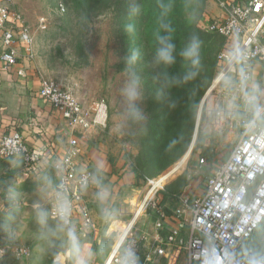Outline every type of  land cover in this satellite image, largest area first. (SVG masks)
Returning a JSON list of instances; mask_svg holds the SVG:
<instances>
[{"label": "rangeland", "instance_id": "374dc122", "mask_svg": "<svg viewBox=\"0 0 264 264\" xmlns=\"http://www.w3.org/2000/svg\"><path fill=\"white\" fill-rule=\"evenodd\" d=\"M12 1L33 38L32 57L21 59L25 69L71 91L86 108L100 100L108 104V128L102 132L130 162L136 179V186L123 195L125 203L116 202L111 210L118 222H108L102 229L115 247L106 264H118L112 261L122 242L118 257L130 239L153 232L159 211L170 214L181 199L198 197L206 178L237 142L241 117L232 103L242 99L236 90L238 69L224 77L219 67V55L229 48L227 40L208 35L204 54L197 49L204 40L195 44L200 39L195 36L196 24L202 13L214 10L213 1L192 0L186 5L183 0ZM175 19L184 25H176ZM165 52L173 58L185 56L181 72L168 71ZM209 54L216 59L213 69ZM163 93L185 98L176 107L154 104L153 96ZM200 158L206 159L202 168ZM15 165L0 163V197L13 194L9 188L19 181ZM45 197L36 196L32 221L28 213L20 222L0 219V249L5 251L0 264H20L21 248L33 252L49 247V255L55 257L54 247L68 243L67 228L50 219ZM110 224L112 230L106 232ZM13 227L21 234L7 238ZM30 233L36 242L29 241ZM253 242L257 252L264 251V223ZM39 251L38 256H46ZM148 263L168 260L157 257Z\"/></svg>", "mask_w": 264, "mask_h": 264}, {"label": "built area", "instance_id": "2783aa9c", "mask_svg": "<svg viewBox=\"0 0 264 264\" xmlns=\"http://www.w3.org/2000/svg\"><path fill=\"white\" fill-rule=\"evenodd\" d=\"M212 1L220 13L205 17L204 29L225 38L229 45L219 55L220 74L225 77L238 69L244 80H250L255 64L264 63V0ZM32 52L33 38L23 14L12 0H0V69L26 79L25 67H15L23 57L30 59ZM244 88L240 83L236 90L245 95ZM38 96L61 115L66 136L63 154L54 158L33 149L24 132L14 130L0 135V161L20 158L25 174H31L51 160L58 181L47 203L50 219L72 234L96 237L100 228L86 198L94 174L83 144L94 131L108 128V104L100 100L86 108L71 91L45 78L40 79ZM244 98L253 103L252 98ZM238 123L239 138L227 159L206 178L204 193L192 201L183 198L172 216L159 211L155 228L162 244L154 253L168 264H264V251L257 252L253 242L264 223V97ZM205 164L206 159L200 158V167ZM164 230L168 231L166 240L161 236ZM148 238L130 239L118 257L122 242L112 262L141 264L142 242ZM31 253L21 248L17 258L29 264Z\"/></svg>", "mask_w": 264, "mask_h": 264}, {"label": "crops", "instance_id": "0c3cea01", "mask_svg": "<svg viewBox=\"0 0 264 264\" xmlns=\"http://www.w3.org/2000/svg\"><path fill=\"white\" fill-rule=\"evenodd\" d=\"M212 5L214 10L209 14H219L220 10L217 5L214 2ZM209 14H205V17L208 18ZM23 67L20 60L15 70ZM14 73H6L0 69V135L20 130L24 132L28 144L33 149L42 150L54 158L62 155L66 143V136L62 130L64 123L61 121L60 113L38 96L41 78L29 71H27L26 79H21ZM237 75L236 80H240V83L244 85L246 93L241 96L243 100H236L232 104L234 110L239 111L240 117H243L254 109L256 100L264 97V63L258 61L255 64L250 80L243 79L242 71H238ZM218 81L219 79L216 82ZM215 85L216 83L211 89ZM245 96L252 98L253 103H248ZM236 132L238 140L241 132L238 126ZM83 145L87 150L90 169L94 174V182L86 191V198L99 225V235L96 237L85 236L81 232L72 234L65 230L64 233L70 240L67 244L54 247V251H57L55 257L49 255L52 248H36L28 258V263L49 264L50 261H57L62 264H106L114 251L115 247L104 237L102 229L106 228L108 222H118V220H113L111 210L116 202L125 203L126 198L123 196L125 191L136 186L135 174L130 162L118 147H115L111 137L104 132L94 131ZM2 162H11L18 166L16 171L19 174V181L9 188H13V194L4 193L0 197V219L6 220L7 224H10V221L20 222L26 218L25 215L28 213L30 221L34 220L37 207L36 196L39 194L47 196L45 197L47 208V203L53 195L58 181V175L51 167V160L42 165L38 172L31 174H25L26 170L20 158L0 161V163ZM49 191L51 192L49 193ZM203 193L204 189L198 197ZM195 198L188 199L192 201ZM181 201L182 199L172 213H164L172 216L175 209L181 205ZM112 226L113 224H110L109 230L106 229V232L111 231ZM15 230H17L16 227L10 229V233L7 232V238L13 239V236L21 234L19 229L16 233ZM31 234L29 241L34 243L36 237L32 238ZM148 235V240L142 242L141 264H150L148 262L152 258L159 257L154 253V249L162 244L157 240L156 228ZM142 236L144 235L138 237ZM161 236L163 240H166L168 231H162ZM6 244L8 245V243ZM39 250H43L42 253L46 256H38ZM4 252L0 249V254L4 255ZM62 255H64L63 258ZM18 261L21 264V260L18 259Z\"/></svg>", "mask_w": 264, "mask_h": 264}, {"label": "trees", "instance_id": "16d2710c", "mask_svg": "<svg viewBox=\"0 0 264 264\" xmlns=\"http://www.w3.org/2000/svg\"><path fill=\"white\" fill-rule=\"evenodd\" d=\"M181 2H182L183 5H186L188 3H191L192 0H183ZM157 7H158V4L157 5H153L152 8L154 9V8H157ZM204 20H205V13H202L201 16L199 17L198 23L196 24V28L194 29L195 36H197L198 38H200V39H195V44H198L201 41V38H202V40H204V43L202 45L197 46L198 47L197 49H199V51H202L203 54H204V51H205L204 46H206L207 40H208L207 39V36L208 35H213V34L208 33L204 29V27L201 26V22H204ZM174 23L176 25H179V24L181 26L184 25V21H178V19H175ZM184 48H186V47L184 46ZM207 49H208V45H207ZM199 54H200V52H199ZM209 56L211 57V59L209 60V63H210V66H212V69H213L214 67H216V64H217L216 63V59L214 57H212L211 54H209ZM163 57H164V62H165L164 65L169 69L168 71H170V68H172L175 72H181L182 71V68L184 67V63H185V56L183 54H182L181 57L175 56L173 58V55L169 56V54L167 52H165V54H164ZM199 59L200 58H198L197 61ZM174 61L175 62L177 61V62L173 65L172 63ZM165 97H166V93H163V94H155L153 96V103L154 104H157V105H160L161 103H171V104L174 105V107H176V106H178L182 102V100L185 98V95L184 94L183 95L174 94L170 98H167V97L165 98ZM171 111L173 112L174 110L171 109ZM166 114L167 113L165 112V114H163V116L166 115Z\"/></svg>", "mask_w": 264, "mask_h": 264}, {"label": "bare ground", "instance_id": "6f19581e", "mask_svg": "<svg viewBox=\"0 0 264 264\" xmlns=\"http://www.w3.org/2000/svg\"><path fill=\"white\" fill-rule=\"evenodd\" d=\"M222 75L224 76V74L222 73Z\"/></svg>", "mask_w": 264, "mask_h": 264}]
</instances>
